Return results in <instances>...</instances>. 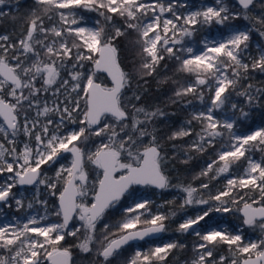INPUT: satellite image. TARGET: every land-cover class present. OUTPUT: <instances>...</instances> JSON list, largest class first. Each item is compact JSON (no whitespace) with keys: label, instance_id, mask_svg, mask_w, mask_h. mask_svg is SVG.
Instances as JSON below:
<instances>
[{"label":"snow or ice","instance_id":"obj_1","mask_svg":"<svg viewBox=\"0 0 264 264\" xmlns=\"http://www.w3.org/2000/svg\"><path fill=\"white\" fill-rule=\"evenodd\" d=\"M10 2L0 0V9ZM36 4L40 7L24 18L26 27L19 39L0 35V176L5 177L0 182V205L10 208L14 203L17 211L24 209V192L14 193L13 189L34 186L33 200L46 211L51 208V214L59 219L46 226L35 217L0 226V248L10 253L0 256V264H72L70 247L62 243L67 237L76 238L74 246L82 253L102 257L97 264H112L111 258L124 245L166 231L164 221L169 217L165 214L141 219L143 213L139 210L149 211L150 201H133L127 207H118L123 199L136 195L137 186L160 190L170 187L163 170L168 157L155 127L150 130L152 121L167 113L159 107L152 110L132 103L140 101L141 94L132 91L129 96L134 75L122 66L115 43L133 32V43L141 55L135 75L152 76L161 61L172 59L178 62L177 72L195 76L193 83L174 90L176 98L191 94L203 104L204 89L200 86L212 93L206 110H191L188 126L173 132L168 139L192 136L193 120L200 124V131L189 145L191 150L207 151L220 138L221 147L215 158L200 173L209 180L229 173L232 165L242 159L246 161L242 175L229 178L225 188L215 194L209 191L207 198L199 195L196 187L177 185L186 194L181 208L207 206L182 219L176 229L180 235L199 238L200 242L193 245L192 264H264V239L245 242L240 230L233 233L218 226L201 225L202 221L207 225L213 213L231 212V205L244 199L234 197V189H249L258 191L260 197L251 203L245 201L239 209L243 224L264 232V161L248 155L253 150L264 152V128L237 134V120L247 117L248 112L231 101L232 92L244 96L249 106L264 101V89H254L252 84L242 90L237 88L242 79H248L250 70L264 72V48L256 45L255 57L249 52L253 29L264 38V0H236V10H230L223 0H215L218 7L204 5L186 14L178 13L174 4L165 6L159 0L151 4L142 0H36ZM257 5L262 9L260 13L255 11ZM75 9L96 11L103 17L104 26L81 24L83 17H78ZM149 12L151 17L145 19ZM164 13H172L174 19L166 18ZM6 15L0 10V20ZM115 15L123 18V27L113 23ZM56 16L59 26L53 23L45 27V18L52 20ZM241 17L249 21L247 30L231 24ZM11 19L16 21L18 17ZM213 23L227 26L229 31L222 33L219 40H203L200 52L193 55L194 48L186 40H192L200 27ZM48 93L54 97L51 107ZM186 104L191 105L192 101ZM226 105L234 118H228L227 113L223 119L216 115ZM237 111L240 117H235ZM70 124L80 127L68 128ZM21 135L26 140L18 149ZM93 136L100 139L89 146ZM65 154H70L69 165L59 163ZM45 165H58L54 175H48ZM199 188L209 189V183H202ZM45 193L55 197L56 203L50 205L47 198L41 199ZM33 200L27 202V209L33 207ZM113 210L123 213L115 224L107 219L115 214ZM74 221H79V225ZM140 224L149 226L138 228ZM225 245L231 259L216 255ZM184 247L172 241L147 252L137 251L128 264H164L174 249Z\"/></svg>","mask_w":264,"mask_h":264},{"label":"trees","instance_id":"obj_2","mask_svg":"<svg viewBox=\"0 0 264 264\" xmlns=\"http://www.w3.org/2000/svg\"><path fill=\"white\" fill-rule=\"evenodd\" d=\"M197 3L199 0H191ZM236 3L235 0H230ZM40 6L36 4V0H11L10 3L2 8L3 12L7 15L0 20V33H8L12 40H17L20 38L21 33L24 31L26 24L23 23L24 18L33 10L38 9ZM9 10L6 12V10ZM81 12L88 18L96 17L101 20L102 26H104L103 17H100L96 11H87L80 9ZM255 11L260 13L262 9L257 5ZM16 16L18 19L13 21L11 17ZM45 24H47V18H45ZM113 23L118 27H123V18L119 15H115L113 18ZM231 24H237L239 26L249 27V21L244 20L242 17L231 21ZM259 27V25H257ZM136 39V34L133 32L130 36L120 37L115 42L117 48L120 50L119 58L122 61V66L126 71L132 72L134 75L133 88L129 91V96H131L132 91H139L141 94L140 101H132L136 103L137 106H145L154 110L156 107L162 109L166 116L162 118H157L152 121L151 127H155V134L157 135L160 143L163 145L164 153L167 155L168 160L164 165V172L168 177L170 182V187L166 190H162L159 193L161 194V200L165 201V215L169 218L164 221L166 231H164L163 238H171L178 241L179 243L185 245L182 249H174L164 261V264H186L185 262L189 260L192 256L191 244L195 239L191 234L180 235L177 232V227L179 222L182 221L185 215L193 213L195 211L196 205L187 206L181 208L180 205L183 203V197L186 195L180 190L177 185H191L199 189V195H203L204 198H207L209 191L212 194H215L216 187L222 184L220 175L217 179L209 180L208 177L201 176V171L206 167L213 158H215L216 153L220 148V143L217 141L216 146L209 147L207 151L198 152L193 151L189 148V145L192 143V140L195 138V134L200 131V124L197 121H192L191 127L193 129V135L184 137L177 140H169L168 137L181 127H187V121L191 119L190 106L196 103L197 99L190 94L183 98H176L174 96V90L182 84L188 83V81H195V76L192 74H187L183 72H177V63L172 59H165L161 61V66L157 69V73L152 76H145L143 78L135 75V70L139 68L141 55L139 54L140 50L137 46L134 45L133 41ZM255 42H259L261 47L264 48V38H262L257 31L254 29L251 32V40L249 51L256 54L257 49L255 47ZM248 79H242L240 84L237 85L238 89H244L248 84H252L253 88L264 89V72L260 70L249 71L246 74ZM165 81L164 83H159V81ZM138 81V86H137ZM147 81V83H145ZM110 84V81L108 82ZM39 86V84L37 85ZM204 89V96L206 94V87ZM231 91V90H230ZM232 97L236 98L238 102L244 104V111L248 112L247 117L240 118V123L244 125L245 128H250L256 123H264V101H261L259 104L249 106L244 96L237 95L235 92H232ZM181 99L183 102L173 103V100ZM191 100L192 104L187 105L186 102ZM129 111H132L129 107ZM249 118V120H247ZM100 138L91 137L88 144H95ZM175 146V147H174ZM256 157L264 161V152L254 151ZM189 157H191L189 159ZM183 161H187L186 163ZM246 165L245 160H241L232 165V168L229 173L234 171H242ZM90 169V167H88ZM213 173H209V176ZM91 178V177H90ZM202 183H209V189H200L199 186ZM179 190V196L174 194V190ZM153 195H157L155 189H149ZM232 195L239 199L243 196V200H240L239 204L231 205L234 209L236 208L238 212H241L239 209L242 208L244 201L251 202L252 199L259 198L260 193L258 191H250L249 189H234ZM128 198L123 199L120 202L118 207H122L127 204ZM230 199V198H225ZM264 203V201H261ZM154 204H151L149 207L154 208ZM201 206V205H199ZM258 206V205H256ZM115 214L109 215L108 220L114 221L115 219H120L123 213L113 210ZM175 213L173 216L172 214ZM233 217V216H232ZM243 222V218L240 214L238 218ZM247 228V234H251V230ZM97 235H101L97 231ZM64 246L70 247L72 252L73 260L72 264H97L98 260H102V257H94L93 253H82L74 245L77 243L75 237H67L64 242ZM144 245V244H143ZM134 245L124 248L122 251L114 256L112 259V264H127L129 256L133 253ZM221 251L225 252L227 257L231 259V253L227 251V246H222ZM0 252L6 253L7 256L10 255L5 249H1ZM188 262V261H187Z\"/></svg>","mask_w":264,"mask_h":264},{"label":"rangeland","instance_id":"obj_3","mask_svg":"<svg viewBox=\"0 0 264 264\" xmlns=\"http://www.w3.org/2000/svg\"><path fill=\"white\" fill-rule=\"evenodd\" d=\"M142 2L151 4V3H155L156 0H142ZM159 2L165 4V6H167L169 3L174 4L175 10L178 13H180V14H186V13H188L190 11L198 10L204 5H215L217 7L219 6V5L215 4V0H199L197 3H195V2H193L191 0H159ZM223 2H224V4H226L229 7L230 10H236L237 5L233 1L223 0ZM180 4H184L185 6L184 7H180ZM0 10H2V9H0ZM8 11L9 10L7 9L6 12H8ZM74 11L77 13L78 17H83V19L80 21L81 24L86 25L88 27H99V26H102V23H101L100 19H98L96 17L88 18L81 12L80 9H75ZM151 15H152V13L149 12L148 16L145 17V19H149L151 17ZM164 16L166 18H169V19H174L172 13H164ZM58 21H59V17L58 16L53 17L52 20H48L47 19V24H45V27H50V26H52L53 23H57V26H59L58 25ZM97 21L100 22L99 25L96 24ZM44 23H46V22L44 21ZM232 25H234L236 27H239L242 30H247V28H248L246 26H239L237 24H232ZM73 27H76V26H73ZM228 31H229V29H228L227 26L221 27L220 25H217L215 23H213L211 25H205V26H202V27L199 28V31L196 32V34H195V36L193 37L192 40H186V43L190 44L194 48L193 55H195V54H198L200 52L201 47H202L201 42L203 40H205V39L211 40V38H215V39L219 40L221 38V34L222 33H226ZM0 35H9V34L8 33H0ZM256 45H259L261 47L259 42H255V47H256ZM249 52L251 53V51H249ZM251 54H252L253 57H255V56H257L258 53L256 52V54H254V53H251ZM246 62H248L250 64L251 63V59L246 60ZM87 68H88V65L86 64L85 65V70H87ZM230 72H231V69H229V73ZM193 82L194 81H192V80L188 81V83H193ZM202 87H204V86H202ZM205 90L207 91L206 92L207 96H204V103L201 104L199 102V100H197L196 103L192 104L189 107L190 108V112H191V110H195V111L206 110L205 106L210 104V97H211L212 93L207 90V87H206ZM47 95H49L50 97L52 96L51 93H48ZM73 95H75V94H73ZM41 98L43 100V97H41ZM53 100H54V98L53 99L52 98L51 99H47L50 107H51V105L53 103ZM231 101L233 103H236L239 108L243 109L244 104L238 102V100L236 98L231 96ZM81 103H83V102L81 101ZM225 113H227V117L228 118H234L233 112L228 107V105H226L224 109H221L220 112L216 113V115L220 116L223 119ZM235 117H240V112L239 111H237L235 113ZM55 119H56V117H55ZM247 120H249V118H247ZM240 121H241L240 119L237 120V126L234 129V131L237 134H239V135H244V134L249 133L250 131H253V130H256V129H259V128H264V123H259V122L254 124L250 128H245L244 125L240 123ZM78 127H80V125H71V124L68 125V128H78ZM66 130L67 129H65V131ZM0 139H2V136H0ZM224 139L226 140L227 137H225ZM25 140H26V138L23 135L18 137V140H17L18 149H22L23 148V142ZM219 140H220V138H217V141H219ZM93 145L94 144H90L89 146H93ZM220 147H221V145H220ZM254 151L255 150L251 151L248 155H250L251 158L256 160V161H262L260 158L255 156ZM65 157L66 158L61 159L59 161V163L65 164V165H69L70 164V160H71L70 154H65ZM57 167H58V165H53L52 167H49V166L45 165L44 169L47 170V173H48L49 176H52V175H54L55 170H56ZM88 167L91 168L92 166L89 165ZM245 167H246V165H245ZM243 171H244V169L242 171H240V172L236 170L234 172H231L230 174H227V173L222 174V176H221L222 184L220 186L216 187V191L218 192L220 190H223L225 188V186L227 184V180L229 178L238 177V176L243 174ZM4 179H5V177L0 176V182H3ZM41 190L43 191V186H41ZM135 190H136V195L134 197H132V198H128L127 199L128 200L127 204L122 206V207H127V206L131 205L133 201L146 200V201H150V203L148 204L149 211H145L143 209L139 210L140 213H143V215H141V219L142 220L148 219V218L151 217V215L156 214V213L166 214L165 213V207H164L165 206V201L160 199L161 198V194L159 193V191H156L157 195L155 196L148 189H145V188H140V189H135ZM21 191L24 192V195L26 197L25 208L17 211L16 210V206H15L14 203L12 204V207H10V208L6 207L4 205H0V226H3L5 224L16 225L18 223H23V222H26L27 219H29L31 217H35L39 221L40 225L46 226L47 224L55 222V221H57L59 219L58 217H56V216L51 214V212H52L51 208H49L46 211L43 205H41L39 203H36L33 200V195L32 194H33V191H34V186H32V187H24L22 189L21 188H14L13 189L14 193H19ZM174 194L176 196H179V190L175 189L174 190ZM43 198H47L49 200V204L50 205L56 203L55 197H47L46 193L44 194V196L41 197V199H43ZM255 199H259V198H255ZM29 200H33V207L31 209H27V207H26L27 202ZM247 202H249V201H247ZM249 203H251V202H249ZM151 204L155 205L154 208H152V209L149 207ZM254 206H256V205H254ZM201 207H207V206L206 205H204V206L196 205L195 211L193 213L185 215L184 218L190 217V216H194ZM242 207H243V204H242ZM232 209L233 210L231 212H228V213H213L210 219L206 218L207 219V225H205V222H203V221L201 222V225H204L205 227L218 226L219 228H221L223 230H227V231L233 232V233H235L237 230H240L242 235H243V237H244V239H245V242H255L257 240L264 239V232H262L259 227L250 228V227L244 225L243 222H241L238 219V218H240L241 212H238L236 208L234 209L232 207ZM117 221H119V219H117V220L115 219L113 222L108 220V222L111 223V224H115ZM74 223H76L77 226L79 225V221H74ZM102 224H103V221H101L100 224H98V232H100ZM145 226H148V225L140 224V225H138V228L139 227H145ZM246 227H248V229L252 231L251 234H247L246 235V233H247V228ZM113 231H115V229H113ZM192 236L195 238L193 240L192 244H191L192 256H191V258L189 260H187L188 262L187 261L185 262L186 264H192V260L195 257V251L193 249V245L198 243V242H200L198 237H196L194 235H192ZM40 239H42V238H40ZM172 241H176V240H173L171 238H162L161 240H159L158 242H155V243H147L145 245H136V246H134L133 253L129 256V259L127 260V264L132 258H134L135 253L137 251L147 252L152 247L159 246V245H162V244H165V243H168V242H172ZM1 249H3V248H0V250ZM216 255L217 256L224 255V256L227 257L225 252H223L221 250H218ZM0 256H7V255H6V253L0 252ZM94 257H96V256L94 255ZM72 260H73V256H72ZM225 264H228V262L226 261Z\"/></svg>","mask_w":264,"mask_h":264},{"label":"flooded vegetation","instance_id":"obj_4","mask_svg":"<svg viewBox=\"0 0 264 264\" xmlns=\"http://www.w3.org/2000/svg\"><path fill=\"white\" fill-rule=\"evenodd\" d=\"M42 97H43V99L45 98L44 96H42ZM46 98H47V99H51V98L53 99L54 97H52V96L50 97L49 95H46ZM33 115H35V113H33ZM49 115H50L53 119H55V117H56L54 113H50ZM41 119L43 120L44 118L41 117ZM140 188H145V189H148V190H149V189H153V188H151V187H139V186L136 187V189H140ZM157 191H158V190H157ZM159 192H160V191H159ZM148 226H149V225H148ZM145 227H147V226H145ZM139 228H144V227H139ZM162 238H163V237H162ZM162 238H161V239H162ZM161 239H159V240H161ZM159 240H146V241H143V242H141V243H138V244H132V245H134V246H136V245H143V244L145 245V244H147V243H155V242H158ZM129 246H131V245H129ZM129 246H128V247H129ZM128 247H126V248H128ZM123 249H124V248H123ZM123 249H122V250H123ZM122 250H121V251H122Z\"/></svg>","mask_w":264,"mask_h":264},{"label":"water","instance_id":"obj_5","mask_svg":"<svg viewBox=\"0 0 264 264\" xmlns=\"http://www.w3.org/2000/svg\"><path fill=\"white\" fill-rule=\"evenodd\" d=\"M25 187H29V186H25ZM151 188H153L155 190H158V191H162V190L156 189L154 187H151ZM241 215H242V212H241ZM242 217H243V215H242ZM163 235H164V232L156 234V235H152V236L146 237L144 241H146V240H159V239H161L163 237ZM141 242H143V241H131L127 245H124L119 251H121L123 248L128 247L129 245L138 244V243H141Z\"/></svg>","mask_w":264,"mask_h":264}]
</instances>
